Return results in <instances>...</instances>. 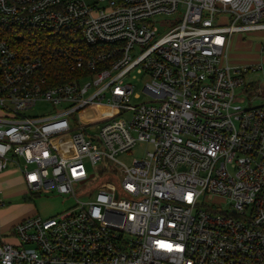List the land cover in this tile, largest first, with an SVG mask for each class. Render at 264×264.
<instances>
[{
	"label": "built area",
	"instance_id": "built-area-1",
	"mask_svg": "<svg viewBox=\"0 0 264 264\" xmlns=\"http://www.w3.org/2000/svg\"><path fill=\"white\" fill-rule=\"evenodd\" d=\"M259 31L264 0H0V172L75 199L0 234V264H264V104L236 105L254 68L228 58Z\"/></svg>",
	"mask_w": 264,
	"mask_h": 264
},
{
	"label": "rangeland",
	"instance_id": "rangeland-1",
	"mask_svg": "<svg viewBox=\"0 0 264 264\" xmlns=\"http://www.w3.org/2000/svg\"><path fill=\"white\" fill-rule=\"evenodd\" d=\"M264 31L249 32V33H236L231 40V46L228 53L229 63L232 66H253V70L245 75L246 89L249 84H253L254 88L245 100L237 102L236 105L242 107L260 106L264 104ZM136 73H132L135 75ZM140 77V76H137ZM137 83V80H132ZM140 85L138 84V87ZM238 93L242 89L237 90ZM136 100H134L135 102ZM59 106H53L51 102H39L35 107L25 112L26 116H37L42 112H57ZM111 111L97 110L95 114L92 113V120H103ZM113 114V112H112ZM128 116V115H127ZM86 120H88L86 118ZM66 140L62 141L59 146H67ZM152 146L148 143H138L131 150L118 155V160L126 166H131L134 160H141L146 157L147 151L151 150ZM67 150V149H65ZM88 171L91 178H99L103 166L100 164L92 166L87 164ZM11 169L0 172V198L4 200L5 207L0 210V226L3 227L4 220L19 214L20 212L31 209V214H37L44 219L55 217L60 213L69 209L75 199L68 195L59 194L54 190H43L41 192L32 193L20 185L13 187L14 180L9 176ZM117 178V177H115ZM23 180V178H22ZM20 187V188H19ZM76 191L80 187H76ZM222 206H225L222 204ZM4 231V232H3ZM2 235L8 234V226L2 229Z\"/></svg>",
	"mask_w": 264,
	"mask_h": 264
},
{
	"label": "crops",
	"instance_id": "crops-1",
	"mask_svg": "<svg viewBox=\"0 0 264 264\" xmlns=\"http://www.w3.org/2000/svg\"><path fill=\"white\" fill-rule=\"evenodd\" d=\"M9 176L14 180V186L15 187L16 185H20L21 188H25V182H24V177L22 176L21 173H19L18 171H10L9 173ZM23 178V180H22ZM19 187V188H20ZM26 190V188H25ZM3 210V209H2ZM31 209H26L22 212H20L19 214L11 217L10 219L8 220H4V225L3 227L0 226V233L2 232V229L5 228L6 226H8V234H10L13 226L18 223L19 221H21L23 218L27 217V216H30L32 215L31 214ZM4 232V231H3ZM7 235V234H6Z\"/></svg>",
	"mask_w": 264,
	"mask_h": 264
},
{
	"label": "trees",
	"instance_id": "trees-1",
	"mask_svg": "<svg viewBox=\"0 0 264 264\" xmlns=\"http://www.w3.org/2000/svg\"><path fill=\"white\" fill-rule=\"evenodd\" d=\"M30 38H31V36H30ZM34 38V37H33ZM51 64H53V63H51ZM252 87H253V85H252Z\"/></svg>",
	"mask_w": 264,
	"mask_h": 264
}]
</instances>
